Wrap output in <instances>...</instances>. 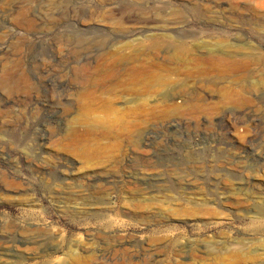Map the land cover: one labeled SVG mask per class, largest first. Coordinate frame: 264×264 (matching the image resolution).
I'll return each instance as SVG.
<instances>
[{
    "label": "rangeland",
    "instance_id": "obj_1",
    "mask_svg": "<svg viewBox=\"0 0 264 264\" xmlns=\"http://www.w3.org/2000/svg\"><path fill=\"white\" fill-rule=\"evenodd\" d=\"M4 71L0 264H264V0H0Z\"/></svg>",
    "mask_w": 264,
    "mask_h": 264
},
{
    "label": "bare ground",
    "instance_id": "obj_2",
    "mask_svg": "<svg viewBox=\"0 0 264 264\" xmlns=\"http://www.w3.org/2000/svg\"><path fill=\"white\" fill-rule=\"evenodd\" d=\"M137 31H140L139 29H135V30H132L131 33H134V32H137ZM222 41V40H221ZM222 44V43H221ZM223 45V44H222ZM225 46H229L228 44L225 45ZM231 46V47H230ZM229 48H235V49H239L238 46H232L230 45ZM160 48V47H159ZM163 48V47H162ZM149 49L151 50V53L152 51H155L158 50V45H151L149 47ZM160 50V49H159ZM158 50V52H159ZM154 54V52H153ZM157 54V53H155ZM152 55V54H151ZM154 56V55H153ZM174 57V56H173ZM250 59V57H247ZM176 59V58H175ZM177 59H179V57H177ZM212 59V58H211ZM214 59V58H213ZM248 59V60H249ZM174 60V59H173ZM177 61V60H176ZM254 60H251L250 59V62L253 63ZM257 61V60H256ZM129 62H132V65L129 66V68L131 69L132 72H136V74H141L143 75L142 77H139L137 76L136 74V77H135V83L136 84H140L142 83V87L143 88V92L144 94H147L148 93V88L149 87H153V85H156V84H160V85H168V83L166 82L167 79H165V75L167 73L164 74V72H166V68L163 67V65H160L159 63H157L154 58H142L141 54L139 53H136L134 56L128 58V57H125V56H120L119 57V64H120V67L122 66V68L120 70H128V66L125 64L126 63H129ZM255 62V61H254ZM254 64V63H253ZM160 68L161 71H163V73L161 74H158V75H155L153 74L154 71H153V68ZM129 69V70H130ZM167 77V76H166ZM25 77L23 74H21L18 78V80L14 79V77L11 75L9 76V73L6 71L3 72V75L1 76L0 80L2 81V83L7 87V89L9 91L11 90H14V87L12 85H21L22 83H20L21 81H25ZM20 81V82H19ZM241 83V82H240ZM21 89V88H20ZM167 97V95H166ZM178 97V105H180L181 107H187V108H200L201 109H204L206 106L204 104V96H202V94L200 93H193L191 97H187L185 96L184 94H177ZM222 98H223V103H235V102H238V99H234L233 98V95H232V92L231 91H225V92H222ZM175 107V106H174ZM198 110V111H199ZM201 111V110H200ZM203 111V110H202ZM107 133L110 132V130H107ZM131 139V137L129 138ZM132 140V139H131ZM103 179V178H102ZM96 181V180H95ZM68 198H71V197H68ZM72 199V198H71ZM11 226V225H10ZM19 231V230H18ZM20 233V232H19ZM236 240V239H235ZM123 243V242H122ZM204 243V242H203ZM129 244V243H128ZM206 244V243H204ZM204 248V251L206 252H212V250L214 249L213 247H210L208 246L207 244L203 246ZM179 253V251H176L174 252V254H177ZM100 255V254H99ZM82 262V261H81ZM84 263V262H83ZM86 263V262H85ZM84 263V264H85ZM88 263V262H87ZM164 264V263H163ZM179 264V263H178Z\"/></svg>",
    "mask_w": 264,
    "mask_h": 264
}]
</instances>
